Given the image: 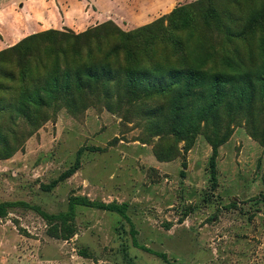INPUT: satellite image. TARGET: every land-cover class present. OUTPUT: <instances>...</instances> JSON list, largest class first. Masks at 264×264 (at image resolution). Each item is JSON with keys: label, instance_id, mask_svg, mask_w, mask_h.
<instances>
[{"label": "rangeland", "instance_id": "rangeland-1", "mask_svg": "<svg viewBox=\"0 0 264 264\" xmlns=\"http://www.w3.org/2000/svg\"><path fill=\"white\" fill-rule=\"evenodd\" d=\"M191 1L0 0V51L47 30L78 34L112 21L131 31ZM214 2L243 21L264 7V0ZM191 31L181 38L199 52ZM201 42L206 50L225 47L214 35ZM159 105L162 99H144L126 105L128 112L93 103L51 113L20 150L0 160V203L22 202L49 214L65 212L71 195L126 203L137 244L166 254L169 262L264 264L262 136L237 119L217 148L213 181L211 146L203 135L188 151L171 135L155 136L149 109ZM79 150V169L43 190L74 164ZM73 224L69 240L56 239L33 210L7 209L0 218V264H168L134 247L129 225L114 213L78 206Z\"/></svg>", "mask_w": 264, "mask_h": 264}, {"label": "trees", "instance_id": "trees-1", "mask_svg": "<svg viewBox=\"0 0 264 264\" xmlns=\"http://www.w3.org/2000/svg\"><path fill=\"white\" fill-rule=\"evenodd\" d=\"M189 29L203 50L189 49V38H181ZM207 35L223 38L225 47L206 50L201 38ZM144 99L163 100L149 109L155 136H173L184 143V151L204 136L211 146L213 181L217 148L229 139L236 121L244 119L264 143V7L243 21L231 11L223 13L214 0H194L131 31L112 21L78 34L47 30L0 51V160L12 157L61 108L77 111L96 103L128 112L126 105ZM80 155L81 150L74 164L43 190L71 177L80 167ZM17 206L33 210L49 226L47 234L63 240L75 234L76 207L114 213L129 225L134 247L179 264L137 244L126 203L71 195L65 212L49 214L22 202H1L0 218Z\"/></svg>", "mask_w": 264, "mask_h": 264}, {"label": "crops", "instance_id": "crops-1", "mask_svg": "<svg viewBox=\"0 0 264 264\" xmlns=\"http://www.w3.org/2000/svg\"><path fill=\"white\" fill-rule=\"evenodd\" d=\"M191 2H192V1H191ZM141 4H142V5H148V3H147V2H145V3H144V2H142Z\"/></svg>", "mask_w": 264, "mask_h": 264}]
</instances>
